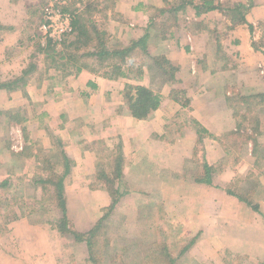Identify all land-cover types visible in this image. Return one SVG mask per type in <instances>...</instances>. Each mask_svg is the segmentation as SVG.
Segmentation results:
<instances>
[{
  "label": "crops",
  "instance_id": "crops-1",
  "mask_svg": "<svg viewBox=\"0 0 264 264\" xmlns=\"http://www.w3.org/2000/svg\"><path fill=\"white\" fill-rule=\"evenodd\" d=\"M132 1L137 6L156 9L163 4V0ZM218 4L219 9L199 17L192 7L178 10L179 17L174 16L173 20H178L182 30L175 28L178 34H169L168 42L159 36L154 40L166 47L172 55L169 60L185 76L184 81H189L184 83L179 78L177 86L188 96L186 111L191 122L196 121L215 137L235 128L237 119L229 99L232 91L262 88L259 81L263 77L259 75L264 74V52L254 44L264 36L260 28L264 27V0H218ZM20 5L18 0H0V177L8 180L2 181L0 191L6 183L16 185L13 174L26 164L27 173H32L27 174V180L41 195L48 183L49 168L44 167L38 150L54 152L58 148L59 154L68 160L66 165L52 168L57 174L65 173L61 178L64 213L58 205V192L55 203L61 214L58 216L69 221L64 230L60 218L57 224L48 223L53 211L46 210L42 216L39 209L44 205L37 203L39 208L35 211L17 214V220H10L7 229H0V264H91L93 257L86 240L67 241L65 237L69 231L88 234L101 219L103 209L110 207L111 197L101 188L96 174L104 157L114 163L115 154L125 160L117 183L123 195L106 220L120 212L118 207L130 197H148L155 200L160 217L175 223L179 234H171L164 245L156 244L157 256L145 253L143 245H132L135 253L129 252L128 246L122 253L107 249V255L112 252L108 259L116 254L125 264L131 253L135 264H157V259L163 257L169 264H264V195L257 201L259 210L255 211L224 191L238 171L247 166L251 169L245 157L251 145L246 146V154L240 156L234 169L213 176L212 185L195 181L194 169L187 165L197 135L192 123L177 121L179 107L176 110L175 99L160 92L158 108L138 120L127 109L122 78L107 79L90 69L64 77L60 71L36 68L34 59L38 51L26 45L29 19L25 11L20 12ZM238 5L244 9V20L233 23L227 11ZM149 22L150 19L146 27ZM188 22H192V31ZM146 27L133 39L140 38ZM30 64H34L32 70L17 80ZM168 87L179 89L175 85ZM19 108L27 133L19 144L9 147L11 140L20 138L12 127L13 121L21 118L15 113ZM199 145L208 165H215L222 158L223 151L216 140L206 137ZM40 172L41 177L37 175ZM53 214V218H58L57 212ZM0 215L1 220L2 211ZM33 219L40 220V224H33ZM178 239L182 246L174 252L173 242ZM147 245L154 247L152 243Z\"/></svg>",
  "mask_w": 264,
  "mask_h": 264
},
{
  "label": "rangeland",
  "instance_id": "rangeland-1",
  "mask_svg": "<svg viewBox=\"0 0 264 264\" xmlns=\"http://www.w3.org/2000/svg\"><path fill=\"white\" fill-rule=\"evenodd\" d=\"M18 1L19 3L21 2V5L19 7L20 12L24 13L25 11L29 19V23L26 25L25 31L26 39L28 42V44L26 45L33 48V50L38 51V55H36L34 59L36 68L41 67V69H44L45 67H47V60H49V57L48 55L46 56V53L50 48H52V46L58 52L66 51L64 45L65 42L62 44L60 43V45H52L53 43H51L49 40L44 39L39 33L38 26H40L39 24L42 23L45 11L51 8L58 9L61 12L70 15L73 21L75 17L81 16V18L83 19V23L85 22L90 32L92 28L91 26H93V28L98 31L106 32L107 36L103 38V42L107 43V45L111 47L114 45H130L134 40L133 37L138 35L140 33V30L143 31V28L146 27V22L149 19L154 21L158 29L157 35L160 38L165 36V40L167 42L169 41V34H178V32H176L177 30L175 29L179 28V26L177 25L178 20H173V17H179V13L176 12L174 14L171 11V8L173 7L172 5H174L175 7L179 3L178 0H170L169 2L168 0H163L161 8L157 9L153 6V8H151L150 5H146L145 7L137 6L136 1L132 0H128L129 3L126 2L125 4H121L118 0ZM147 2H149V0H147ZM151 3L153 2L151 1ZM120 4L122 6H125V8L122 9ZM135 5L136 8L133 7ZM187 7L191 6L188 5ZM159 9L162 10V12ZM139 14L144 15L139 16ZM143 16H145V18H143ZM188 16L191 17V15ZM188 23V26L192 31V29H194L192 22ZM260 28L264 29V27ZM263 29H261V32H264ZM180 30H182V28ZM252 33L253 30L251 28L250 34ZM259 33L260 31H258V34ZM263 37L257 39V41L253 43L256 47L262 48L264 52V41H261ZM66 39L67 38H65L64 41H66ZM254 44L252 45L253 48ZM88 48L89 46L80 48V54H83L84 51H87ZM43 51H46V53H43ZM79 52H76V57H78ZM171 56L172 55L170 53L166 52V47L160 45L159 43H156L154 39L150 40L146 50L137 51L131 54V56H126V62L128 64V76L122 78L123 80H125V82H123V86L124 89L126 84L135 87L142 86L145 88H149L159 95H161L160 92L167 94L169 98L173 100L175 99L177 103V105L175 106L176 110L179 107V111H177V113H179L177 114V121L181 124H190L191 116L189 114V111H186L189 110L188 96H186L183 90L177 86L179 85V78L184 81L185 76H181L180 71L178 70L179 68L175 67L174 64H172V62L169 60ZM81 60L77 59V61L68 64L72 67V69H69L70 71L72 70L71 73H73L75 70L74 67L76 62L78 65V63H80L79 61ZM88 61L89 60L86 59L82 62L88 63ZM171 65L175 70L173 71L172 80H170L169 78V75L171 73L169 68ZM59 66H64L63 62L59 64ZM164 67L166 68V71L163 70ZM259 76L263 77L262 80L259 81V85L261 84L262 88L255 89L251 87H245L246 89L233 90L230 95L231 98L229 97V99H231L230 104L232 105L233 111L235 112L234 116H237V122L240 123L241 126L238 133H246L247 146L251 145L250 140H256V142L258 143L257 147H255L253 151L252 149H249L247 154H241V156L243 154H246L245 157L249 161V166H251V169L247 166L241 172L238 171L236 176H234L233 178L235 181L239 182L238 187L242 189L240 191L242 193L241 195L247 197V199H250L255 204H259L257 201H259L262 195H264V74H261ZM166 79L168 80L167 82ZM173 79L175 80L173 81ZM188 82V80L184 81V83ZM139 83H143L144 85H141ZM169 85H175L179 89L170 90V88L168 87ZM183 85L185 86V84ZM183 103H187V106H183ZM153 110L154 109L149 112L150 115ZM18 112H15L16 115H23V111L21 109ZM12 124L13 129L18 131L20 138H18L16 141L11 140V143H8L9 147L13 146V144H19L21 142V138H24L27 133V126L25 122L23 123L22 116L19 120H16V122L13 121ZM38 146H40V144H38ZM203 151L204 150L202 148V145H199L196 142L193 150V156L187 165L188 167L194 169L193 172H196L197 167L199 168V166L205 160ZM37 154L42 157V162L47 163H44V167L49 168V172L47 173L48 183L47 185L43 186V188L41 189L43 193L40 195V192L36 189V187H33L27 180V174L32 175L31 171L27 173V170L25 169L27 165L24 164L22 167L16 169L15 175L13 174V182H15L16 185L11 186V184L6 183L0 191V211L3 212L0 220V229L2 231L9 227L10 220H17V214L23 216L24 214H27V212L35 211L37 207L39 208V206L35 203L44 205L41 207V209H39V211H42V216L46 212V210L53 211L51 213L52 216L50 215V218H48V223L57 224L59 218L60 221L63 220V215L62 217L58 216V214H61L58 211L57 203H55V194L57 193L56 183L58 179H60L61 174H57L52 170V168L57 169V166L63 163L59 154V150L58 148L54 152L38 150ZM116 158L117 154H115L114 161L116 160ZM104 160L106 162H104ZM104 160L99 163V166H102V170H109L114 165V163H111V159L107 160L106 157H104ZM239 162L240 159L237 162L227 166L226 168L231 167V169H234L239 164ZM219 173H221V171H218L212 175V181L213 176L216 177V175H219ZM41 174L42 173L40 172L37 175L41 177ZM98 174L99 173L96 174V178H98ZM199 177L200 176L196 175L195 178ZM8 179H10V183V181H12L10 176H8ZM2 181L8 180H6V178L3 179L0 177V184L2 183ZM166 193L167 191L165 190V194ZM151 197L153 198L152 194ZM25 201L29 204L28 206ZM120 205L121 206L118 207L120 212L116 213L114 217L112 215L113 218H111L110 220H106L103 223V226H101L99 231L95 234L94 262L97 261L96 264H123L124 261H122L120 257H116V254H114V257L112 258L113 260L111 259V257H109L108 259L107 256L111 255L112 252H109V254L107 255L106 250L113 248L114 250L120 251V253H122L128 246L131 249L129 250V252L135 253L132 245L138 247H141V245H143V251L145 253L150 252L151 255L157 256L158 251L156 244L164 245L165 242L167 243L171 234L172 236H176L179 234V231L174 227L175 223H169L164 218L160 217L161 210L154 206L155 200H149L148 197L141 200L132 196L129 198V200L122 202ZM162 205L164 206V204ZM10 210H15L17 213H10ZM56 212L58 218H53V215H55L53 213ZM66 220L69 221L68 219ZM32 222L33 224L37 223L39 225V222L41 221H36V219H33ZM171 225H173V227ZM68 226L71 227L70 222ZM67 233L68 237H65L66 240L72 241V238L74 237L73 233H71V231ZM180 242L181 241L179 239L176 241L174 240V252H177L178 247L182 246ZM150 243L154 244V247L151 246V248H149V245L147 244ZM125 252L129 253L127 250ZM128 255L131 256H128L125 259V264H135V260L134 258H132V254L129 253ZM90 261L91 262L89 263L93 264V259ZM156 263L169 264V261H167V259L163 257L160 260L158 258Z\"/></svg>",
  "mask_w": 264,
  "mask_h": 264
},
{
  "label": "trees",
  "instance_id": "trees-1",
  "mask_svg": "<svg viewBox=\"0 0 264 264\" xmlns=\"http://www.w3.org/2000/svg\"><path fill=\"white\" fill-rule=\"evenodd\" d=\"M179 3L174 7L173 11L177 12L178 10L184 11L185 8L190 5L193 10L196 17H199L201 14H205L210 11H214L220 8V5L218 4V0H178ZM230 12L229 18H231V22H243L244 19H242V12H244V9L242 6L238 5L235 9L227 11V13ZM74 18V17H73ZM240 19V20H239ZM83 19L81 16L75 17L74 21L72 20V26L73 31L71 34L67 35L63 39L62 43L65 42V52H58L56 49L52 46V48L49 49V51H43V53H46V56L48 55L49 60L47 67L44 69H52L57 71H60L61 76H67L69 73L72 72L69 69H72L70 65H68L71 62L81 60L80 63L77 62L75 64V70L74 72H79L82 69H90L93 72L99 73L102 77H105L107 79H117V78H125L128 76V64L126 62V56H131V54L137 52V51H144L147 48V45L150 40L156 39L158 37L157 35V27L150 19L149 24L146 27V30L144 34L135 40L131 42L128 46H120V45H114V46H108L107 43L103 42V38L107 36L106 32L104 31H98L93 26H91V32L88 30L87 25L85 22L83 23ZM234 26V24H233ZM165 37V36H163ZM96 42V43H95ZM61 43V44H62ZM91 44V45H90ZM54 45V44H52ZM84 46H89L87 51H84L83 54H80V48ZM49 52V54H48ZM76 52H79L78 57H76ZM88 59V63L82 62L83 60ZM63 62L64 66H59ZM34 67V64H30L27 69H25L21 76L17 78V80H21L26 73H28L32 68ZM170 75L169 78L172 80L173 77V71L174 68L172 65L170 66ZM164 71H166V68H163ZM63 71V72H61ZM57 78V73L54 76ZM175 79H173L174 81ZM168 80L166 79V82ZM124 100L127 106V109L132 114V116L138 120L145 119L149 112L152 109H156L161 100L162 97L159 94H156L149 88H145L142 86H131L129 84H126L124 89ZM229 101V99H228ZM188 103V101H187ZM187 103H183V106H187ZM233 114L235 112L233 111ZM237 116L235 115V118ZM192 123V124H191ZM181 124V123H180ZM191 126L194 128L195 133L197 135V144L202 143V141L208 137L210 139L216 140L219 142L221 149L223 151L222 158L215 164V165H208L206 162H203L199 168L197 167L198 173L194 172L195 177L196 175L200 176L199 178H195V181L197 182H203L209 185H212V175L216 172H223L225 170L231 169V167L226 168L227 166L237 162L240 159L241 154L243 151H245V148L247 146V138L246 133H238L240 129V123L237 122L235 124V128L232 131H229L228 133H225L219 137H215L211 134H209L205 129H203L196 121L192 120L190 122ZM180 130V126H179ZM177 130V131H179ZM245 141V142H244ZM249 141V140H248ZM252 151L255 147H257L256 140H250ZM245 145V146H244ZM63 165L68 163V160L64 157V155L60 154ZM124 159L122 160L121 157L117 156L114 165L109 169L110 171L104 169L102 170V166L97 167V179L99 180V184L101 188H103L111 197V205L107 209H103V215L101 219L93 226V229L91 232H89L88 236L86 235H74V239L76 240H86V244L88 247L89 255L93 259L95 257V246H94V237L95 234L99 231L101 228L102 223L108 215L111 213V210L113 209L114 205L116 204L117 200L123 195L121 193V187L117 186V183H120L121 179V171L124 166ZM227 164V165H226ZM219 165V166H218ZM222 165V166H220ZM224 168V169H223ZM67 171V170H66ZM64 171V172H66ZM108 171V172H107ZM65 173H61L59 182L56 183V191L58 192V198L59 203L58 205L61 207L62 212L64 213V201L62 199V190L63 186L61 184V178ZM234 180V179H233ZM231 180L225 187L224 191L237 198L240 201L245 202L247 206L251 207L253 210L258 211L259 206L258 204L253 203L250 199H247V197L241 195L240 192L242 189H240L239 182ZM116 182V184H115ZM238 182V184H237ZM62 223V230H64L65 226L67 225V220L65 216L63 217ZM93 234V236H92ZM82 238V239H81ZM93 240V244H92ZM93 247V251H92ZM94 261V260H93Z\"/></svg>",
  "mask_w": 264,
  "mask_h": 264
},
{
  "label": "built area",
  "instance_id": "built-area-1",
  "mask_svg": "<svg viewBox=\"0 0 264 264\" xmlns=\"http://www.w3.org/2000/svg\"><path fill=\"white\" fill-rule=\"evenodd\" d=\"M73 31L70 15L58 9H47L39 26V33L46 40L55 45H60L63 39Z\"/></svg>",
  "mask_w": 264,
  "mask_h": 264
}]
</instances>
